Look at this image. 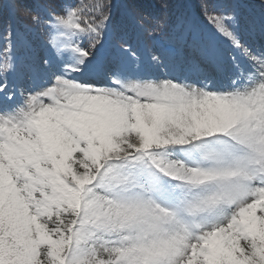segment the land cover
I'll return each instance as SVG.
<instances>
[{
  "label": "snow or ice",
  "instance_id": "obj_1",
  "mask_svg": "<svg viewBox=\"0 0 264 264\" xmlns=\"http://www.w3.org/2000/svg\"><path fill=\"white\" fill-rule=\"evenodd\" d=\"M111 9L30 12L48 54L27 81L0 33V264H264V49L205 7L216 72L126 41L101 68Z\"/></svg>",
  "mask_w": 264,
  "mask_h": 264
},
{
  "label": "rangeland",
  "instance_id": "obj_2",
  "mask_svg": "<svg viewBox=\"0 0 264 264\" xmlns=\"http://www.w3.org/2000/svg\"><path fill=\"white\" fill-rule=\"evenodd\" d=\"M212 8H216L219 10H227L229 13L233 14L236 18V21H237L238 31H239L241 37L242 38L244 37L245 43L252 46L253 48H255L257 50H261V48L259 46L260 44L258 42H256V39L261 38L263 40L262 32L257 27H259V26L264 27V0H216V2L212 5ZM239 12H245V13L249 14V16H250V19H248L246 24H244L245 30H242V31L240 29V23H241L242 16H240V18H238V16H237V14H239ZM183 15L186 16L187 11L185 13L181 14L182 18H183ZM126 18H127V16H126ZM154 20H155V18L151 19V21H154ZM132 23L133 22L130 19H128L127 24H119V25H116L113 21H111V26L114 27V30L120 31V32H122V34L124 33L125 36H127V35H129L128 34V32H129L128 28L130 26H132ZM172 32H175V33L174 34L169 33V36L165 37L164 42L159 44L160 46L166 45L161 54H164L165 48H169V47H171V45H173V50L175 52L180 50L179 46L184 45L186 38L189 37L186 28H181V27L178 28L177 27L175 30H172ZM112 33H113V31L112 32L109 31L108 35L106 36L108 38V41L118 42L119 40H114L113 36L111 35ZM129 33H132V39H131V41L127 42L128 44L132 45L140 53H143L142 50L149 51V53L145 56L139 53L140 56L142 57L143 62H144V59L145 60L149 59L151 54H153V53L158 54L156 44H154L150 47L148 46L149 49L146 50L147 45L142 40L141 34L135 28L132 32L130 31ZM200 36L202 37V35H200ZM200 36L190 39L189 42L191 44H194L195 47L197 48V50L202 54V46L204 44V37H203V39H201ZM16 37L18 39H20V43H19L17 51L19 52L22 50L21 47L23 48V51H24L23 54H24L25 61L30 63L29 59L32 56V57H34L36 62L40 63L41 60L37 61V59L44 58L48 54L46 46H45V41H46L47 37H46V33H45L44 28H43V34L40 35V37H36V35L34 34L33 37L30 38L32 41L35 42V44L37 46V50L35 52H37L38 54H36L32 50L33 49L32 46L24 38L19 37L18 34L16 35ZM125 41H127L126 38L122 39L121 44ZM107 45H109V44L103 45V47H101V48H104ZM120 47H121V45H118L116 47L117 48V56L112 57V58H114V60L119 56ZM108 56L109 55L106 54V57H108ZM106 57L101 59L99 61V63H101L102 61H105V63L109 62V64H110L111 63L110 58H109V60H106ZM174 57H178V53H176V55ZM189 57H190V50L186 53V58H189ZM171 58H173V57H171ZM18 60L19 59L17 58V64H18ZM179 60L180 59L178 58V61ZM31 61L34 62V60H31ZM199 63L201 66L202 61L201 62L196 61L193 64H199ZM143 64H144V66L148 65L147 63H143ZM21 69L24 73H26L25 75H27L28 77H30V74H32V72L34 71V67L29 66V65H28V67L24 66ZM206 69H207V71L212 70V67L206 68ZM27 70H29L30 73Z\"/></svg>",
  "mask_w": 264,
  "mask_h": 264
},
{
  "label": "trees",
  "instance_id": "obj_3",
  "mask_svg": "<svg viewBox=\"0 0 264 264\" xmlns=\"http://www.w3.org/2000/svg\"><path fill=\"white\" fill-rule=\"evenodd\" d=\"M8 1L13 9L18 27L31 25L29 20L30 12L40 13L42 10H49L50 7L60 8L63 5V0H51V2L50 0H19L16 3H13L12 0ZM85 2H88V0H85ZM115 2L116 0H111L112 5ZM122 2L128 8V11L135 15L134 17L156 15L162 23H167L181 18L179 15L185 13L189 9L190 4L203 17L204 8L212 9V5L216 0H122ZM0 9L3 16H7L4 0H0ZM183 17L186 16L183 15ZM8 18L9 16H7ZM143 20V25H147V21Z\"/></svg>",
  "mask_w": 264,
  "mask_h": 264
},
{
  "label": "bare ground",
  "instance_id": "obj_4",
  "mask_svg": "<svg viewBox=\"0 0 264 264\" xmlns=\"http://www.w3.org/2000/svg\"><path fill=\"white\" fill-rule=\"evenodd\" d=\"M173 62H175V63H177L176 61H178V57H173V58H170ZM106 60H109V56L108 57H106ZM193 64V63H192ZM202 67H205V68H210V67H212V70L214 71V70H217V69H215L213 66H211V65H209V64H204V63H202V65H201ZM101 67V66H100Z\"/></svg>",
  "mask_w": 264,
  "mask_h": 264
}]
</instances>
